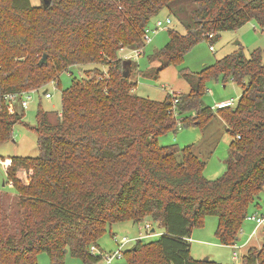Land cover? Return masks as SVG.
<instances>
[{
  "label": "trees",
  "instance_id": "obj_1",
  "mask_svg": "<svg viewBox=\"0 0 264 264\" xmlns=\"http://www.w3.org/2000/svg\"><path fill=\"white\" fill-rule=\"evenodd\" d=\"M163 10L183 32L169 29L168 43L150 57L160 69L179 65L222 32L252 21L264 30V0H50L47 7L0 0V146L23 119L8 111L5 96L38 91L70 68L85 76L62 92L59 112L38 110L39 157L10 159L6 175L16 196L0 192V264H36L42 253L50 264H64L67 254L99 264L90 248L105 252L97 245L105 224L146 218L164 231L127 247V264H222L190 253L192 230L209 216L217 218L220 245L238 241L250 206L264 195V52H236L194 81L187 75V95L162 102L136 96L118 53L144 48L145 29ZM98 64L105 74L83 70ZM220 75L238 84L247 79V86L235 108L217 110L233 141L225 174L208 181L205 163L189 148L160 146L158 138L214 117L202 95L205 82ZM240 264H264V243L249 247Z\"/></svg>",
  "mask_w": 264,
  "mask_h": 264
},
{
  "label": "rangeland",
  "instance_id": "obj_2",
  "mask_svg": "<svg viewBox=\"0 0 264 264\" xmlns=\"http://www.w3.org/2000/svg\"><path fill=\"white\" fill-rule=\"evenodd\" d=\"M33 7L42 5V0H30ZM168 17L167 10H163L154 17L149 28L153 29L154 22L157 19L165 20ZM173 29L179 33L183 32L181 26L172 19L171 25L154 34H151V42L140 50L138 56H134L132 49L125 48L119 51L120 58L132 61V71L129 81L135 84L134 95L146 98L152 101L162 102L168 94L187 95L191 92L192 81L187 75H192L193 81L198 75H202L205 69H208L214 63L230 54L242 51L244 56L249 58L250 54L255 50L264 52V30L254 21L247 23L236 31H226L219 35V38L210 43L209 41H201L186 54L184 60L179 65H171L164 69H160L157 62H150V57L156 52L163 49L168 43V30ZM210 46L212 49H210ZM122 56V57H121ZM98 69L102 73L107 72V66L87 65L83 70ZM85 78L80 69L70 68L67 72L59 75L58 82H49L45 87L37 92L30 94V100L26 109L22 110L20 101L14 102L15 110L23 115V119L19 124L13 127L12 140L0 146V192L6 193L10 198L16 196V190L8 181L6 168L1 160L11 159L13 157L37 158L39 157V149L37 138L33 132L36 127L37 112H59L61 110V94L69 89L74 82ZM247 86V79L241 83L233 82L229 77L223 75L217 78L208 79L205 82V92L202 95V103L205 107L214 108L216 103L234 100V108L239 104L243 91ZM51 94L50 99L44 97V92ZM177 111L172 108L173 115ZM214 117L205 126L191 125L189 127H181L176 132L167 133L159 136L158 144L160 146H175L182 150L189 148L201 161L205 163L203 175L208 181H214L222 177L227 169V162L230 157V145L233 138L226 132V125L218 115L217 110L213 109ZM181 154L177 155V160L181 161ZM18 177L26 180L27 174L20 172ZM254 206L251 205L248 215L257 213L264 214V195L260 194L256 199ZM145 224H149L155 232L150 238H146L145 242H154L163 233V228L151 219L146 218L139 224L131 221L120 223L105 224L102 234L97 241V245L107 253L115 249L113 236L128 237L133 241L127 247L132 246L135 239L146 234L144 230ZM217 227V218L213 216L204 219L201 228L192 230L189 241L191 256L196 260L208 258L222 264H240L242 255L251 246H260L264 243V222L257 227V233L252 236L253 230L256 229L255 223L245 220L241 231L238 235L237 247L242 246L237 251V260H232V253L236 252L223 245H220L215 237ZM250 241L245 245L247 238ZM244 243V244H243ZM218 244V245H217ZM222 246V247H221ZM110 251V252H109ZM36 264H50L46 254H38L35 258ZM64 264H82L81 261L67 254ZM112 264H127L126 259L115 260Z\"/></svg>",
  "mask_w": 264,
  "mask_h": 264
},
{
  "label": "built area",
  "instance_id": "obj_3",
  "mask_svg": "<svg viewBox=\"0 0 264 264\" xmlns=\"http://www.w3.org/2000/svg\"><path fill=\"white\" fill-rule=\"evenodd\" d=\"M172 23V20L170 18H166L164 21L157 19L154 22V27L153 29H150L149 27L145 29V33L143 36V42L144 45H147L151 42V34H154L158 31H162L166 28H168ZM211 37V36H210ZM210 49H212V47H210ZM134 56H138L140 53V49H136V50H132ZM124 60H128V59H124ZM33 92H37V91H30V92H24L21 94H9L7 96L4 97L5 101L7 102L8 105V111L9 112H14L15 108H14V102L16 100L20 101V106L22 108V110L26 109L27 105H28V101L30 100V94ZM44 97L46 99H50L51 98V94H49L48 92H44ZM177 103V100L174 99L173 100V106H175ZM235 102L234 100H226V101H222L219 103H216L214 105L215 110H221V109H226V108H230V107H234ZM4 166L9 167L11 165V160L10 159H6L2 161ZM247 220L255 223L256 225V229L253 230L252 232V236H255L257 233V227L261 226L264 222V214L260 215L257 213L251 214L247 216ZM144 230L146 231V234L142 237H139L138 239H146V238H150L151 237V226L149 224H145L144 226ZM113 243L115 245V249L110 252H100L98 251L95 247H91L90 251L93 254H97L100 257V263L99 264H112L115 260L118 259H122L123 258V253L124 250L127 248L128 244H130L133 240L129 239L128 237H118V236H114L113 237ZM137 240V239H135ZM134 240V241H135ZM248 242L245 243V245ZM232 248L236 251L234 253V258H237V251L240 250L241 248H243L242 246L237 247V245H233Z\"/></svg>",
  "mask_w": 264,
  "mask_h": 264
},
{
  "label": "water",
  "instance_id": "obj_4",
  "mask_svg": "<svg viewBox=\"0 0 264 264\" xmlns=\"http://www.w3.org/2000/svg\"><path fill=\"white\" fill-rule=\"evenodd\" d=\"M49 3H50V0H42V5L44 7H47L49 5ZM45 61H46V55H43L42 59L40 60V65L44 64ZM124 65H125V68L123 70V77L124 78H129L130 74H131V68H130L131 63H130V60H125ZM153 232H154V230H151V233H153ZM203 260L207 261L208 258H204Z\"/></svg>",
  "mask_w": 264,
  "mask_h": 264
},
{
  "label": "crops",
  "instance_id": "obj_5",
  "mask_svg": "<svg viewBox=\"0 0 264 264\" xmlns=\"http://www.w3.org/2000/svg\"><path fill=\"white\" fill-rule=\"evenodd\" d=\"M122 51H123V50H122ZM121 57H122V56H121ZM122 59H124V57H122ZM5 160H6V159H5ZM1 162H2V160H1ZM2 164H3V162H2ZM3 165H4V164H3ZM4 167H5L6 170H7L8 167H6V166H4ZM152 230H154V229H152ZM154 232H155V230H154ZM154 232H153V233H154ZM151 234H152V233H151ZM190 240H191V239H190ZM190 240H189V241H190ZM249 241H250V238L248 237V238L244 241V243L249 242ZM244 243H243V244H244ZM217 245H218V244H217ZM221 247H222V246H221ZM223 247H224V246H223ZM226 247H227V246H226ZM229 248H230V249H233L232 247H229ZM105 252H106V251H105ZM109 252H110V251H109ZM234 253H235V252L232 253V260H235V261H236L237 258H236V259L234 258Z\"/></svg>",
  "mask_w": 264,
  "mask_h": 264
}]
</instances>
